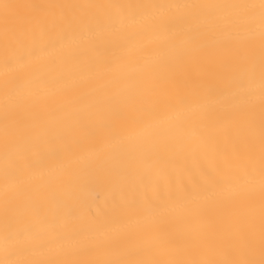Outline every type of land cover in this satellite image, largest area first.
I'll return each instance as SVG.
<instances>
[{"label":"bare ground","instance_id":"obj_1","mask_svg":"<svg viewBox=\"0 0 264 264\" xmlns=\"http://www.w3.org/2000/svg\"><path fill=\"white\" fill-rule=\"evenodd\" d=\"M264 0H0V264H264Z\"/></svg>","mask_w":264,"mask_h":264},{"label":"snow or ice","instance_id":"obj_2","mask_svg":"<svg viewBox=\"0 0 264 264\" xmlns=\"http://www.w3.org/2000/svg\"><path fill=\"white\" fill-rule=\"evenodd\" d=\"M261 7L264 8V2H262Z\"/></svg>","mask_w":264,"mask_h":264}]
</instances>
